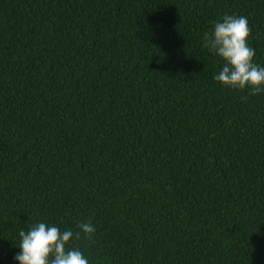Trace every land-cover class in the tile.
I'll return each instance as SVG.
<instances>
[{
	"label": "trees",
	"instance_id": "1",
	"mask_svg": "<svg viewBox=\"0 0 264 264\" xmlns=\"http://www.w3.org/2000/svg\"><path fill=\"white\" fill-rule=\"evenodd\" d=\"M225 14L264 66V0H0V264L38 222L89 264H264V92L202 46Z\"/></svg>",
	"mask_w": 264,
	"mask_h": 264
},
{
	"label": "clouds",
	"instance_id": "2",
	"mask_svg": "<svg viewBox=\"0 0 264 264\" xmlns=\"http://www.w3.org/2000/svg\"><path fill=\"white\" fill-rule=\"evenodd\" d=\"M250 35L246 16L225 14L222 22H214L210 33L203 34L202 46L224 61L214 80L222 86L256 95L264 92V66L254 62L256 52L248 43ZM78 228L88 237L95 232L90 222L80 223ZM19 237L21 251L14 257L19 264H89L79 249L68 247L73 238H80L79 231L74 233L71 229L61 230L38 222L27 231L21 230Z\"/></svg>",
	"mask_w": 264,
	"mask_h": 264
}]
</instances>
